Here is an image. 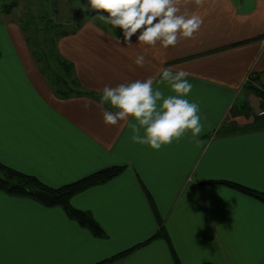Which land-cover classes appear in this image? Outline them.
Listing matches in <instances>:
<instances>
[{"label":"crops","instance_id":"0c3cea01","mask_svg":"<svg viewBox=\"0 0 264 264\" xmlns=\"http://www.w3.org/2000/svg\"><path fill=\"white\" fill-rule=\"evenodd\" d=\"M81 5L88 0H66L75 24L57 42L80 92L66 98L57 93L64 87L41 73L20 26L1 25L0 162L51 188L124 166L118 177L70 200L105 235L94 237L59 207L0 191V264H174L170 247L179 264H264V204L208 184L222 180L264 193V125L255 118L259 99L246 89L264 86V0H204L201 6L180 0L181 13H195L203 24L168 48L142 45L136 35L125 45L121 29ZM138 54L144 67L133 63ZM162 68L191 73L186 99L199 104L200 148L188 132L153 150L133 143L124 122H103L96 105L105 85L159 79ZM155 86L173 94L167 85ZM103 109L116 111L110 104ZM159 224L169 244L153 240L106 262L149 241Z\"/></svg>","mask_w":264,"mask_h":264},{"label":"clouds","instance_id":"9594fccd","mask_svg":"<svg viewBox=\"0 0 264 264\" xmlns=\"http://www.w3.org/2000/svg\"><path fill=\"white\" fill-rule=\"evenodd\" d=\"M193 2L201 6L204 0ZM179 4L180 0H88L87 6L81 5V10L94 11L97 13L95 19L121 29L125 45H131V38L136 35L137 42L142 45L155 46L160 42L163 48H168L182 38H192L203 24L199 15L181 13ZM116 43L119 46L122 42L116 38ZM133 63L144 67L145 56L136 55ZM157 75L159 79L149 76L116 87L105 85L96 105L102 111L104 124L115 126L124 122L131 131L133 143L147 145L153 150H160L173 141L179 143L188 132L196 148L202 147L204 142L198 137L204 125L199 104L186 99L193 88L187 79L191 73L182 68L175 72L171 68H162ZM154 85H167L173 94L166 96ZM91 103L84 101L85 108ZM105 104H110L116 111L104 110Z\"/></svg>","mask_w":264,"mask_h":264},{"label":"trees","instance_id":"16d2710c","mask_svg":"<svg viewBox=\"0 0 264 264\" xmlns=\"http://www.w3.org/2000/svg\"><path fill=\"white\" fill-rule=\"evenodd\" d=\"M13 8L14 4L4 6L2 13H9L13 10ZM63 35L65 34H61L60 36ZM26 41L29 44L27 38ZM31 55L34 58L35 62L39 64L41 73L43 74V76L47 77V81L51 85L55 87H64V91H57L60 96L66 98L72 94H80L78 90L79 86L72 75V69L68 62H65L58 58L57 63L64 74V78L57 76V74H54V78H50L48 77V72L50 70L47 62L48 60L46 59L44 61H41L39 58H37L33 51H31ZM247 85L248 86H246V89L250 90L259 99L260 111L263 112V115L259 116V118H264V86L257 88L251 83H248ZM124 170V166L107 167L59 188H51L41 183L35 177L23 174L19 171H16L12 168L3 165L0 162V191L9 196L34 200L46 208L59 207L64 211L65 215L70 220L76 222L79 226L85 228L94 237L101 238L104 237L105 234L99 224L92 218L89 213L72 207L70 200L74 195L80 192H83L94 186L104 184L110 181L111 179L118 177L123 173ZM208 184L228 187L229 189H232L242 195L256 199L264 204V193L258 192L243 185L222 180L209 181ZM157 239L164 240L167 244H169L168 235L161 225L159 231H157L156 234L149 241L144 242L143 244H139L124 252H121L113 256L106 262L119 261L127 257L135 249L142 247L148 244V242ZM170 251L174 264H179L171 247Z\"/></svg>","mask_w":264,"mask_h":264},{"label":"rangeland","instance_id":"374dc122","mask_svg":"<svg viewBox=\"0 0 264 264\" xmlns=\"http://www.w3.org/2000/svg\"><path fill=\"white\" fill-rule=\"evenodd\" d=\"M10 4H14V10L8 15L2 13L3 7ZM74 20L66 0H0V35L1 25L7 21L19 25L29 41L31 51L41 61L48 60L50 78H54V74L64 78L57 63L58 58L62 59L57 51V42L60 35L75 24ZM2 42L4 40L0 37V44ZM255 118L258 124L264 122V118Z\"/></svg>","mask_w":264,"mask_h":264},{"label":"built area","instance_id":"2783aa9c","mask_svg":"<svg viewBox=\"0 0 264 264\" xmlns=\"http://www.w3.org/2000/svg\"><path fill=\"white\" fill-rule=\"evenodd\" d=\"M259 116H262L263 115V112L262 111H259V114H258Z\"/></svg>","mask_w":264,"mask_h":264}]
</instances>
